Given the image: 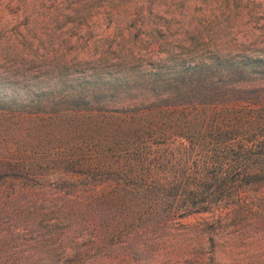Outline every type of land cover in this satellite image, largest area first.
Returning <instances> with one entry per match:
<instances>
[{
  "label": "trees",
  "instance_id": "obj_1",
  "mask_svg": "<svg viewBox=\"0 0 264 264\" xmlns=\"http://www.w3.org/2000/svg\"><path fill=\"white\" fill-rule=\"evenodd\" d=\"M120 68L0 90V192L60 198L32 201L30 227L40 216L64 238L85 214L96 230L116 216L160 229L264 188V56ZM37 141L47 170L33 177Z\"/></svg>",
  "mask_w": 264,
  "mask_h": 264
},
{
  "label": "rangeland",
  "instance_id": "obj_2",
  "mask_svg": "<svg viewBox=\"0 0 264 264\" xmlns=\"http://www.w3.org/2000/svg\"><path fill=\"white\" fill-rule=\"evenodd\" d=\"M218 54L264 56V0H0L4 92L37 82L46 87L95 68L142 70ZM29 150L28 174L39 176L47 170L42 145ZM4 187L0 264H264V188L244 193L237 205L160 229L115 225L116 216L96 230L80 214L81 230L63 238L55 226L42 229L40 216L42 228L29 225L32 201L48 212L59 206L54 190L12 195Z\"/></svg>",
  "mask_w": 264,
  "mask_h": 264
}]
</instances>
